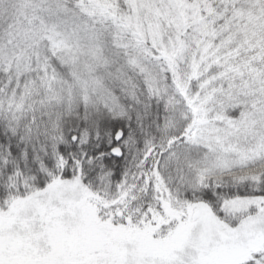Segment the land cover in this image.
Returning a JSON list of instances; mask_svg holds the SVG:
<instances>
[{"label": "snow or ice", "instance_id": "1", "mask_svg": "<svg viewBox=\"0 0 264 264\" xmlns=\"http://www.w3.org/2000/svg\"><path fill=\"white\" fill-rule=\"evenodd\" d=\"M0 264H264V0H0Z\"/></svg>", "mask_w": 264, "mask_h": 264}]
</instances>
